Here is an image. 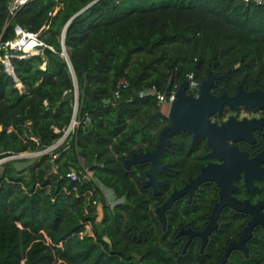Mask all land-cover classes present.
<instances>
[{"label":"trees","instance_id":"16d2710c","mask_svg":"<svg viewBox=\"0 0 264 264\" xmlns=\"http://www.w3.org/2000/svg\"><path fill=\"white\" fill-rule=\"evenodd\" d=\"M92 1L31 0L7 24L9 0H0V40L12 38L17 23L31 30L49 24L41 37L54 47L12 59L25 92L0 63V158L45 149L70 124L75 101L66 94L75 85L61 54L62 34ZM65 45L79 84L78 115H89L90 122L24 170L15 168L16 159L0 164V264H217L229 240L242 232L247 213L223 209L204 251L193 242L183 252L173 234L181 225L207 222L217 197L214 182L203 183L191 203L176 201L167 209L165 229L153 209L199 172L206 161L204 139L193 141L184 130L174 134L162 156L172 168L161 175L159 195L143 185L151 162L127 168L124 159L154 149L170 121L157 96L142 91H169L189 71L201 82L210 70L225 75L213 86L217 94H232L240 83L264 90V6L244 0H97L72 18ZM81 158L123 202L111 206L95 181L67 175L82 168ZM239 185L238 194L247 195L241 180ZM94 200L102 202L100 220ZM248 246V256L233 250L225 264H264L261 226Z\"/></svg>","mask_w":264,"mask_h":264},{"label":"water","instance_id":"95a60500","mask_svg":"<svg viewBox=\"0 0 264 264\" xmlns=\"http://www.w3.org/2000/svg\"><path fill=\"white\" fill-rule=\"evenodd\" d=\"M93 0L83 9L78 11L73 17L82 10L96 2ZM72 17V18H73ZM72 18L67 22L62 34V55H64L70 64L74 79V89L66 94V98H74L75 109L73 119L77 116L79 105V84L73 65L70 60L69 53L65 45V34ZM224 74L216 73L210 70L201 80L199 92L197 94L188 90L189 81L183 79L177 88L174 100L169 106L167 116L170 122L161 130L157 145L154 149L134 151L130 156L126 157L124 164L130 168L133 164L149 161L152 169L148 173L144 185L153 189L154 194L161 192L164 180L159 178V174L170 168V163L162 162V155L172 144V135L179 130L188 131L194 139L204 137L209 148L207 157H216L217 161H209L203 165L201 171L190 178L181 188H175L158 206V217L166 227L167 217L166 210L172 206L174 201L182 195L188 193L191 200L198 186L206 181L212 180L219 187V199L214 203L212 210L208 216L209 221L203 229L194 230L191 228H182L178 234H187L188 239L185 248L188 246L194 236L201 237L202 247L208 241L209 235L218 227V218L225 206H230L237 211L250 214V218L244 226L243 232L238 239L231 240L228 243L221 259L217 264H225L233 249L242 250L247 256L249 255L248 241L253 236L254 228L261 225L264 231V198L257 202L251 201L249 198H240L235 192L238 190L236 179L240 176L244 179V186L248 190L258 188L256 179H264V148L257 152L254 156H250L248 151L242 150L237 145L239 140H247L251 143L255 142V129H261L264 122L263 118H249L247 116L240 118L236 115H230L221 122L214 120L213 115L220 114L224 111L225 106L245 105L247 107H264V90L262 88L246 89L243 83H240L236 91L230 94L227 90H223L217 94L213 91L215 82L224 78ZM108 98L105 101L109 102ZM2 129V125H0ZM53 144L45 149L36 150L30 158L17 159L14 162L15 168L19 171L35 164L40 155L50 150ZM24 157V156H23ZM14 156L4 157L5 160L13 159ZM89 181L88 179H85ZM105 238L110 241L108 236ZM138 258L141 255L133 252Z\"/></svg>","mask_w":264,"mask_h":264},{"label":"built area","instance_id":"2783aa9c","mask_svg":"<svg viewBox=\"0 0 264 264\" xmlns=\"http://www.w3.org/2000/svg\"><path fill=\"white\" fill-rule=\"evenodd\" d=\"M31 0H9L8 3V15H7V24L15 16L17 11L26 3H28ZM246 3H254L257 5H263L264 6V0H244ZM57 9H54V11H51L50 13H55ZM49 24L43 25L39 30H31L23 25L17 23L14 26V36L10 39L7 40H0V63L3 64L5 71L14 77L16 81V87L19 88L20 92H25L27 90V87L24 85V83L18 79L16 76V73L14 71V66L12 59L14 57L18 58H29L32 55L43 53L44 49L46 47L54 49L53 45H50L46 43L42 37L41 33L44 28H47ZM42 68L46 67V61L41 65ZM186 79L189 81V88L188 90L197 94L199 92V86H200V81L197 79L194 71H189L186 74ZM179 84H175L171 89L165 90V91H157L154 88H151L146 91H142L141 95L146 94V93H153L157 96L158 102L160 103L161 107L167 104L170 106L172 101L175 98L176 91L178 88ZM118 90L116 91V95H118ZM90 122V116L86 115L84 118L78 115L70 122L68 127L66 128L64 134L53 144V147L50 148L54 149L57 146H59L68 136L70 133L74 132L76 127L79 125H86ZM49 151V150H48ZM47 151V152H48ZM34 151H22L18 153L11 154L14 156L13 159H20V158H26L27 156H31ZM58 153H55V156H57ZM24 156V157H23ZM26 156V157H25ZM6 161L3 158H0V164L2 162ZM58 165L54 166V170H56ZM67 175L69 177H72L73 179H78V178H84L88 180L95 181L101 191V193L106 196L107 202H116L119 199L115 196L114 190L111 189L110 187L106 186L98 177L95 176L94 171L85 166L82 163V168L78 170H71L67 172ZM94 203L98 205V210H97V219H101V213H100V206H102V202L100 200H94ZM111 204V203H110ZM89 222L86 223V226L88 227ZM88 231V230H86ZM90 233H92L89 230Z\"/></svg>","mask_w":264,"mask_h":264},{"label":"flooded vegetation","instance_id":"af4514ba","mask_svg":"<svg viewBox=\"0 0 264 264\" xmlns=\"http://www.w3.org/2000/svg\"><path fill=\"white\" fill-rule=\"evenodd\" d=\"M247 89V88H246ZM256 89V88H255ZM228 107H237V109L236 110H233V111H225V109L226 108H228ZM242 111H245V114L244 115H242L241 113H242ZM225 114H227V113H229V112H237V117H240V118H243V117H245V116H247V117H249V118H253V117H256V118H263L264 117V107H253V108H251V107H247V106H245V105H238V106H229V105H227V106H225V108H224V111H223ZM222 112V113H223ZM222 113H220V114H222ZM167 114V113H166ZM225 114L222 116V117H217V115H219V114H215V115H213V119L214 120H217V121H219V122H221L222 120H224V119H227L230 115H228V117L227 118H224L225 117ZM170 122V121H169ZM165 127V126H164ZM163 127V128H164ZM162 128V129H163ZM161 129V130H162ZM161 130H160V132H161ZM180 131V130H179ZM179 131H177V132H179ZM160 132H159V135H160ZM176 132V133H177ZM175 133V134H176ZM190 133V132H189ZM253 133H254V135H255V139H256V141L255 142H253V143H251V142H249V141H247V140H239V141H237L236 143H237V145L239 146V148L240 149H242V150H246V151H248V153H249V155L250 156H254L257 152H259L261 149H263L264 148V122H263V124H262V128L261 129H255L254 131H253ZM173 136L174 135H172V143H173ZM191 136H192V134H191ZM199 138H203L204 139V143H205V152L203 153V155H204V157H205V159H206V161H205V163H203V164H201L200 165V170H199V172L201 171V168H202V166L203 165H206L209 161H217L218 159L216 158V157H207V153H208V151H209V148H208V146H207V144H206V139L204 138V137H198L197 139H194L193 138V136H192V139H193V141H196V140H198ZM158 139H159V136H158ZM157 142H158V140H157ZM156 145H157V143H156ZM172 145V144H171ZM170 145V146H171ZM169 146V147H170ZM156 147V146H155ZM168 147V148H169ZM167 148V149H168ZM140 151V150H139ZM166 151V150H165ZM133 153V152H132ZM131 153V154H132ZM130 154V155H131ZM164 154V153H163ZM163 156V155H162ZM162 159V158H161ZM125 160V159H124ZM162 162H163V160H162ZM164 164L165 163H170V168L167 170V171H165V172H162V173H160L159 174V178L160 179H162V180H164V185H165V179L163 178V177H161V175L163 174V173H167L171 168H172V163L170 162V161H167V162H163ZM125 165V164H124ZM134 165V164H133ZM198 172V173H199ZM198 173H196L195 175H192V176H189L188 177V179L184 182V184L187 182V181H189L190 180V178H192V177H195ZM148 177V176H147ZM147 179V178H146ZM239 180H241L242 181V184H243V187H244V190L246 191V193H247V195H244V196H241V195H239L238 194V192H239V190H240V185H239ZM214 182V181H212V180H206V181H204V182H202L199 186H198V188L195 190V192H194V194H193V196H192V198H191V200H189V194L188 193H186V194H184V195H182L181 197H179V198H177L175 201H174V203L176 202V201H180V202H187V203H191L192 202V200H193V198H194V196H195V194L199 191V188L201 187V185L203 184V183H206V182ZM256 184L258 185V188L257 189H254V190H248V189H246V187L244 186V179H243V177L242 176H240V177H238L237 179H236V184L238 185V190L235 192V194L238 196V197H240V198H249V199H251V201H253V202H257L259 199H262V198H264V191L262 192L261 191V188H264V179H262V178H258V179H256ZM215 183V182H214ZM183 184V185H184ZM143 185H144V181H143ZM163 185V186H164ZM182 185V186H183ZM215 185L217 186V197L214 199V201H213V203H212V205H211V210H212V207H213V205H214V203L219 199V187H218V185L215 183ZM145 186V185H144ZM162 186V187H163ZM182 186H180V187H174L168 194H167V196L175 189V188H181ZM145 187H149V186H145ZM162 187H161V192H162ZM152 189V188H151ZM152 191H153V189H152ZM161 192L159 193V194H161ZM154 193V192H153ZM159 194H155V195H159ZM167 196H166V198H167ZM165 198V199H166ZM119 200L118 201H116L115 203H114V205L115 204H117V203H119V202H123L124 201V199H125V197L123 196V197H121V198H118ZM164 199V200H165ZM163 203V202H162ZM162 203H160V204H158V205H156L153 209H156V212H157V208H158V206L159 205H161ZM174 203L172 204V206L170 207V208H168V209H171L172 207H173V205H174ZM110 204V203H109ZM113 205V206H114ZM112 206V205H111ZM226 207H229V208H231V209H234V208H232V207H230V206H225L223 209H225ZM223 209H222V211H223ZM167 211V210H166ZM222 211H221V213H222ZM211 212V211H210ZM221 213H220V215H221ZM245 213V212H244ZM210 214V213H209ZM209 214H208V216H209ZM248 214V213H247ZM157 215H158V212H157ZM167 217V216H166ZM159 218V217H158ZM219 218H220V216H219ZM219 218H218V226H219ZM249 218H250V214H248V219H247V221L249 220ZM160 220V219H159ZM208 221H209V218H207V222L203 225V226H200V227H192V226H185V225H181V226H179V227H177L176 229H175V231L173 232V234H174V236L175 237H180L181 238V241L183 242V252H186L187 250H188V248L190 247V245H191V243H193V242H197V244H198V248H199V250H201V251H204V249H205V247H206V245H207V243H208V241H207V243L205 244V246L204 247H202V243H201V237L200 236H194L193 238H192V240L190 241V243L188 244V246L185 248V243H186V241H187V239H188V236H187V234H178V232L182 229V228H191V229H194V230H200V229H203L205 226H206V224L208 223ZM247 221H246V223H247ZM161 222V221H160ZM245 223V224H246ZM162 224V223H161ZM245 224H244V226H245ZM166 226H167V224H166ZM244 226H243V229H244ZM257 226H261V225H257ZM256 226V227H257ZM162 227H163V225H162ZM262 227V226H261ZM164 228V227H163ZM166 228V227H165ZM164 228V229H165ZM218 228V227H217ZM217 228H215V229H217ZM214 229V230H215ZM243 229H242V232H243ZM213 230V231H214ZM254 230H255V228H254ZM241 232V233H242ZM213 233V232H212ZM211 233V234H212ZM240 233V234H241ZM253 233H254V231H253ZM210 234V235H211ZM240 234H239V236H240ZM210 235H209V237H210ZM238 236V237H239ZM209 237H208V240H209ZM238 237L237 238H232L231 240H235V239H238ZM251 239V238H250ZM249 239V240H250ZM231 240H229V242L231 241ZM228 242V243H229ZM248 244V243H247ZM227 246H228V244H227ZM226 246V247H227ZM226 247H225V249H226ZM233 250H237V249H233ZM232 250V251H233ZM238 250H240V249H238ZM225 251V250H224ZM231 251V252H232ZM242 251V250H241ZM224 253V252H223ZM231 254V253H230ZM223 255V254H222ZM230 256V255H229ZM222 257V256H221ZM221 257H220V259H221ZM229 258V257H228ZM219 259V260H220ZM228 260V259H227ZM219 262V261H218ZM227 262V261H226Z\"/></svg>","mask_w":264,"mask_h":264},{"label":"rangeland","instance_id":"374dc122","mask_svg":"<svg viewBox=\"0 0 264 264\" xmlns=\"http://www.w3.org/2000/svg\"><path fill=\"white\" fill-rule=\"evenodd\" d=\"M59 6L60 5L57 6V9H58ZM161 109H162V111L164 113H167L168 112V109H169V106L167 104H165L164 106H162ZM241 114L244 115L245 114V111H242ZM228 115H237V112H229V113L225 114V117L224 118H227ZM27 158H30V156L27 157ZM81 162L84 163L83 158H81ZM110 203H111L110 205H112V206L114 205V202H110ZM100 210H101V206H100ZM86 230H88V231L90 230L92 232V225H91V223H89L88 227L86 226Z\"/></svg>","mask_w":264,"mask_h":264}]
</instances>
